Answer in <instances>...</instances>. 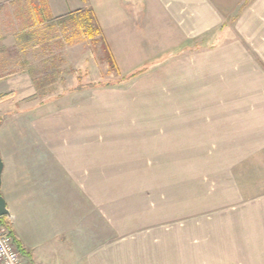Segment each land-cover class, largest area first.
Listing matches in <instances>:
<instances>
[{
	"label": "crops",
	"instance_id": "1",
	"mask_svg": "<svg viewBox=\"0 0 264 264\" xmlns=\"http://www.w3.org/2000/svg\"><path fill=\"white\" fill-rule=\"evenodd\" d=\"M20 1L29 26L35 1ZM42 2L52 16L91 7L119 70L143 64L131 80L140 95L153 90L157 109L113 111L131 121L100 127L90 93L79 110L33 117L13 162L17 195L10 205L3 195L24 263L264 264V0ZM14 78L3 83L26 86ZM153 181L172 184L175 211L149 207L147 190L124 202L127 184ZM99 183L120 184L121 196ZM132 200L138 215L160 214L155 226L113 223L112 208L128 213Z\"/></svg>",
	"mask_w": 264,
	"mask_h": 264
},
{
	"label": "rangeland",
	"instance_id": "2",
	"mask_svg": "<svg viewBox=\"0 0 264 264\" xmlns=\"http://www.w3.org/2000/svg\"><path fill=\"white\" fill-rule=\"evenodd\" d=\"M33 1H35L36 6L40 2L44 5V2H42L43 0ZM14 2H16V0L8 2V4H4L3 2L0 5V39L2 37L1 35L7 36L5 43H2L5 45H0L2 47L0 48V84L5 86L3 87L5 92L0 94L12 93L6 99L0 100V156L5 167L4 174L2 175L3 184L0 193L2 196H8L9 205L12 203L10 195H17L14 194V192L12 194L10 191L13 185L10 181L13 175L11 173L13 169L17 172V168L14 166L16 164H13V162L19 160L20 157H22L21 153H23V151L21 152L17 149V145L24 148L27 142L32 140V132L30 131V135H28L27 127L33 122L34 116L36 117L48 112H50V114H57L62 111L69 114L73 108L79 110L80 107L89 104L86 100H88L87 97L90 93H93V100L96 99V97H94L95 95L98 96L97 110L99 111L100 127L110 125L113 121L120 122V125H123L122 122L131 121L130 119H121L124 114L119 113H125L126 111L131 113L140 110L152 111L157 109L153 90L146 89L148 91L146 96L140 95L138 92L140 86L137 84V80H131L134 79V77L119 83L122 77L137 69H142L144 67L142 63H133L130 65L128 61L120 60L121 71L117 65L119 72L116 73L108 65L102 50L101 41H99L98 37L95 38L97 43L92 44L90 38L86 37L85 34L77 35L74 32L72 33L70 28H67L65 31H61L60 29H49L48 31V29L44 28V31H39L33 36V40L29 41V43H24L22 35H18L17 37V34L25 30L24 28L29 21L27 17L24 16L27 5L25 2L22 3V1H20L18 5L11 4ZM36 6H34V8H36ZM31 30H34L33 26ZM16 31L17 34L15 33ZM55 32L56 36L53 37ZM63 32L65 38H63ZM13 34L14 37L16 35L15 39L12 36ZM79 36L80 38H78ZM154 58L161 59L163 55L156 54ZM46 64H54L58 73L54 76V82L47 85L44 89H38L35 85L34 78L39 76L37 72ZM152 68L148 69L152 70ZM32 69L34 71L33 76L30 73ZM17 76L24 77V80H26L25 87L21 88V83L19 90H13V84L3 83V79H12L14 77V79H16ZM133 83H135V85ZM6 88H8L7 91ZM20 93L24 97L23 99L20 98ZM113 111L116 112V114L111 116L110 114H112L111 112ZM117 114L121 118H115L114 120L110 119V116L116 117L118 116ZM12 166L14 168H12ZM128 170H130L132 175H138L140 172L139 168L138 170L137 168H128ZM15 179L17 182V177H15ZM99 184L100 188L101 185L108 186L109 188L106 187V189H111V191L114 190L116 195L121 196V193L117 190L120 188L118 186L120 184ZM40 185H42L43 189L46 187L45 184ZM36 186L40 188L39 184H36ZM127 186L131 188L127 187L126 191H129V193L126 196L125 194L123 195L125 196V203L129 197L135 198V196L136 198L138 197L139 201H142L143 199L139 197L141 195H138V192L140 190H147L144 195L146 202L153 199V202L148 205L149 207L155 206L160 209L161 201H163L167 203L168 209L160 212L161 215L175 211V208H173L175 202L172 194V184L170 182L155 183V181H153L127 184ZM104 193L105 192L100 194V197L105 196ZM30 197H34L33 199L37 206L35 211H37L41 208V202L36 196L31 195ZM106 197L110 198V194L109 196L106 195ZM106 197L103 200H105ZM40 199L44 203L46 200L48 201L45 195L43 196L42 194L40 195ZM137 206L136 200L128 202V204L125 205V208H127L126 212L128 213L121 212L116 207H113V223L116 226H123V223L127 221H131V224H135V222L139 221L140 224L145 218V223L148 224L146 226H155L154 223L157 214H153L154 219L149 220V218H153L151 213H153L154 210L148 209V215L142 216L138 215L137 208H135ZM18 216L19 219L21 218V220H23V215H21L22 217L20 215ZM142 217L143 219H141ZM7 218L6 220L10 222L11 218ZM84 222H86V220H84ZM16 225H18L17 222Z\"/></svg>",
	"mask_w": 264,
	"mask_h": 264
},
{
	"label": "trees",
	"instance_id": "3",
	"mask_svg": "<svg viewBox=\"0 0 264 264\" xmlns=\"http://www.w3.org/2000/svg\"><path fill=\"white\" fill-rule=\"evenodd\" d=\"M34 6H36V3H34ZM34 6L31 7V10L33 11V15H34L31 18L32 19L31 24H29V26H26L24 28L25 30L21 31L20 34H18V35H22V39L24 43H29V41L34 39L33 36L37 34L39 31L40 32L44 31V28L48 29V31L49 29L50 30L60 29L61 31H65L67 28H70L72 30V33L74 32L77 35L85 34L86 37L90 38L92 44L97 43V40L95 38L98 37L99 41H101L102 50L105 54V58L108 65L116 73L119 72L114 56L101 31V28L98 24V21L91 7L88 6L85 8L70 11L68 13L59 16H52V15H48L46 8L41 2L36 6V8H34ZM32 26L34 27V30H31ZM55 36H56V32L53 34V37ZM63 38H65L64 32H63ZM78 38H80V36ZM144 70L145 68H142L129 73L128 75L122 77V79L119 80V83L127 81L139 75ZM30 73L33 76L34 74L33 69L30 71ZM37 73L39 76L34 78L35 85L38 89H44L47 85L54 82V76L55 74L58 73V71L54 64L51 65L46 64L43 65ZM11 94L12 93L10 92L0 94V100L6 99ZM0 225L7 230L9 236L11 237V239L13 240V242L15 243L16 247L18 248L21 254L23 252V249L21 248V243L16 238L11 228V224L6 220V217H0Z\"/></svg>",
	"mask_w": 264,
	"mask_h": 264
},
{
	"label": "built area",
	"instance_id": "4",
	"mask_svg": "<svg viewBox=\"0 0 264 264\" xmlns=\"http://www.w3.org/2000/svg\"><path fill=\"white\" fill-rule=\"evenodd\" d=\"M0 264H24L22 256L7 230L0 225Z\"/></svg>",
	"mask_w": 264,
	"mask_h": 264
},
{
	"label": "water",
	"instance_id": "5",
	"mask_svg": "<svg viewBox=\"0 0 264 264\" xmlns=\"http://www.w3.org/2000/svg\"><path fill=\"white\" fill-rule=\"evenodd\" d=\"M2 170H3V161L0 156V187H1V175H2ZM8 217L10 216V212L6 206V202L4 197L0 193V217Z\"/></svg>",
	"mask_w": 264,
	"mask_h": 264
}]
</instances>
